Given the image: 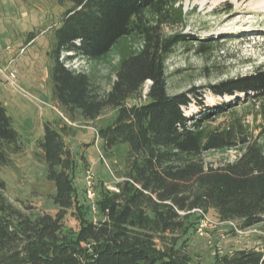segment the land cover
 <instances>
[{
    "label": "trees",
    "instance_id": "obj_1",
    "mask_svg": "<svg viewBox=\"0 0 264 264\" xmlns=\"http://www.w3.org/2000/svg\"><path fill=\"white\" fill-rule=\"evenodd\" d=\"M56 1L69 7L49 52L52 99L71 123H94L116 111L97 136L107 153L127 146L125 178L115 185L118 193L107 191L99 200L94 186V203L78 206L83 216L75 236L68 235L65 219L79 202L78 153L68 142L74 133L67 124L44 122L35 156L55 187L49 199L57 211L23 212L5 196L0 180V264H193L178 238L196 211L213 210L241 230H264V66L210 86L215 96L235 100L205 106L203 88L169 93L167 61L177 47L197 40L164 31L183 25L180 0ZM199 46L200 52L214 47ZM63 56L66 62L86 59L89 68L70 69ZM104 63L110 66L108 87L100 83ZM193 103L200 111L187 115L184 109ZM239 107L251 110L253 125ZM25 147L0 102V167H11L12 156ZM229 151L236 152L235 160L208 161ZM209 264H264V237L260 246Z\"/></svg>",
    "mask_w": 264,
    "mask_h": 264
},
{
    "label": "rangeland",
    "instance_id": "obj_2",
    "mask_svg": "<svg viewBox=\"0 0 264 264\" xmlns=\"http://www.w3.org/2000/svg\"><path fill=\"white\" fill-rule=\"evenodd\" d=\"M180 1L185 13L183 25L167 26L164 31L197 40L189 48L177 47L167 61L169 93L200 87L203 88L205 106L232 102L234 97L215 96L209 87L249 75L264 66V0ZM68 7L59 6L56 0H0V67L5 68L8 64L1 63L5 54L12 56L19 69L15 68L20 88H10L6 77L0 74V89L12 95L8 111L26 146L23 153L12 156L11 167H0V180L6 185L5 196L23 212L55 214L57 209L49 199L55 187L47 182L44 163L35 156L38 151L35 141L43 134L44 122L67 124L74 133L68 142L78 153L75 187L79 202L65 219V232L75 236L77 219L83 216L78 206L94 203L86 198V172L91 170L94 174L97 200L101 199L111 191L110 187L125 178L127 146L121 144L107 153L97 136L100 128L114 120L116 111L105 112L94 123L82 120L71 123L52 99L49 52L54 42V30ZM30 34L35 36L33 40L29 39ZM204 44L214 47L200 52L199 45ZM22 49L25 50L21 54ZM64 56L62 59L70 69L89 68L86 59L79 57L66 62ZM115 63L114 58L112 64ZM109 70L108 63L98 70L104 87L109 84L106 78ZM22 74H25L24 81ZM148 86L147 82L144 93ZM1 90L0 96L3 95ZM184 110L187 115H197L200 107L193 103ZM238 111L246 123L253 125L251 110L239 107ZM81 155L86 157L84 163ZM236 155L235 151L216 153L209 156L208 161L215 164L233 161ZM30 206L32 209L27 211L26 207ZM196 212L189 220L190 229L178 238L193 264H209L217 256L263 244V226L241 230L235 223L220 219L213 210Z\"/></svg>",
    "mask_w": 264,
    "mask_h": 264
},
{
    "label": "built area",
    "instance_id": "obj_3",
    "mask_svg": "<svg viewBox=\"0 0 264 264\" xmlns=\"http://www.w3.org/2000/svg\"><path fill=\"white\" fill-rule=\"evenodd\" d=\"M25 49H22L21 50V54L24 52ZM16 61L15 60H12L9 62L8 66L5 67V68H0V74L3 75L4 77H6L7 79V84L10 88H13L15 90H19V86H18V73L16 71L15 68L12 67V64H14ZM94 184H95V181H94V174L92 173L91 170H88L86 172V191H85V194H86V198L88 200H90L91 202L94 201L95 199V192H94ZM110 190L113 191V192H116L118 193L119 190L116 186H112L110 187ZM201 212V211H199ZM233 226H235L233 224Z\"/></svg>",
    "mask_w": 264,
    "mask_h": 264
},
{
    "label": "crops",
    "instance_id": "obj_4",
    "mask_svg": "<svg viewBox=\"0 0 264 264\" xmlns=\"http://www.w3.org/2000/svg\"><path fill=\"white\" fill-rule=\"evenodd\" d=\"M6 56L4 57V59L2 60L1 59V63H4V64H9V62L10 61H12V56H9V55H7V54H5ZM8 64L5 66V67H7L8 66ZM14 65H15V67H14ZM12 67H14V68H16L18 71H19V69H18V67H16V64L14 63V64H12ZM0 68H2V67H0ZM27 74V73H26ZM28 75H29V73H28ZM3 76V75H2ZM24 76H25V74H24ZM24 76H23V74H22V80L24 81ZM4 78V77H3ZM21 80V79H20ZM7 83V82H6ZM6 83H5V85H6ZM1 90V89H0ZM2 91V90H1ZM2 94L3 95H1L0 96V102H2L7 108H9V106H10V103H9V99H11L12 98V95L11 96H9V94L8 93H6L5 91L3 92L2 91ZM13 99V98H12Z\"/></svg>",
    "mask_w": 264,
    "mask_h": 264
}]
</instances>
